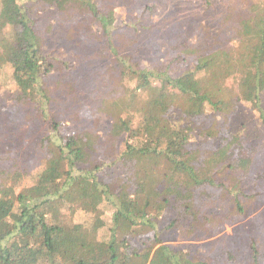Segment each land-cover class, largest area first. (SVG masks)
<instances>
[{"label":"trees","instance_id":"16d2710c","mask_svg":"<svg viewBox=\"0 0 264 264\" xmlns=\"http://www.w3.org/2000/svg\"><path fill=\"white\" fill-rule=\"evenodd\" d=\"M216 1L183 0L182 6L206 29L205 21ZM96 5L95 0L61 4L58 0H0V76L9 70L17 94L33 102L43 118L51 101L43 79L53 64L45 40L37 35L39 21L31 17L35 8L56 11L67 7L73 16L89 15L100 27V34L93 39L101 46V58L111 62L120 82L133 83L132 93L146 97L135 125L123 120L117 124L116 134L125 138L113 166L122 173L111 183L99 179L103 172L109 175L110 165L92 161L97 136L89 130L63 135L59 125L50 121L51 135L45 138L43 149L55 163L31 173L17 169L9 179L0 180V264H129L133 258L146 264L159 244L157 227L164 213L174 216L170 227L186 220L195 227L202 219L205 225V219L217 217H202L209 206L228 203L229 213L244 216L252 204L264 199V144H240L241 171L224 163L219 151L190 149L193 138L218 136L216 128H203L197 120L211 117L215 123L217 116L227 117L233 111L222 94L226 73L220 62L225 50L217 47L199 56L204 45L178 31L176 55L160 70L158 56L142 63L138 53L131 52L137 44L134 40L127 41L126 54L116 47L109 18ZM228 12L225 21L231 17ZM144 13L152 16L151 9ZM165 21L159 23L162 37L177 29L169 28L171 23ZM231 31L236 41L234 52L254 67L239 85L234 103L251 106L264 125L260 101L264 92V0H254ZM153 32L151 24L148 33ZM187 58H193L195 64L180 68ZM169 92L182 95V99L171 101L177 114L152 112L154 100H169ZM246 179H250L249 187L244 186ZM23 180L32 185L23 189ZM95 236L103 239L108 259L82 257ZM250 245L248 258L239 248L224 249L223 264H260ZM161 250L170 264H209L165 246Z\"/></svg>","mask_w":264,"mask_h":264},{"label":"rangeland","instance_id":"374dc122","mask_svg":"<svg viewBox=\"0 0 264 264\" xmlns=\"http://www.w3.org/2000/svg\"><path fill=\"white\" fill-rule=\"evenodd\" d=\"M65 1L58 0L60 4ZM95 1L100 12L109 18L116 47L126 54L129 46L127 41L134 40L137 44L131 52L138 53L142 63L150 62L153 55L158 56L160 70H164L176 55L179 37L175 34L178 31L192 42L204 45L199 56L214 51L217 47L225 50V56L220 62L222 71L226 73L222 82V94L226 104L233 106V111L227 117L217 116L215 123L211 117L197 120L196 123L203 128H216L218 136L214 139L193 138L190 149L219 151L224 163L241 171L243 161L240 157V144H264V125L258 119V113L251 106L234 103L239 85L246 76L254 72V67L244 63L234 52L236 41L231 28L238 18L247 13L248 6L254 0H225L223 4L219 3L220 0L216 1L215 10L205 21L206 29L202 27V22L190 17L191 11L186 12L183 8L185 5L182 6L183 0ZM147 9H151L152 16L145 15ZM68 10L67 7L56 11H38L35 8L31 13V17L39 21L37 35L45 40L46 53L53 64L50 74L43 79L51 97L45 109V118L33 102L20 98L9 70L5 71L4 76H0V180L9 179L17 169L31 173L46 163L49 166L55 163L54 158L46 155L43 149L45 138L51 135V122L59 125L63 135L89 130L97 136L92 161L111 167H107L109 175L105 176L104 172L99 175L101 181L111 183L114 177L122 173L113 166L122 151L125 138L123 134H116L117 124L123 120L127 125H135L140 120L137 111L146 97L132 93L133 83L120 82L112 71L111 62L101 58V46L93 39L100 34L99 24L89 15L73 16L71 10ZM226 12L231 15L227 21L223 17ZM163 21L171 23V29L177 26L176 31L162 37L159 23ZM151 24L154 26L153 35L148 33V26ZM157 37L160 38L158 41ZM186 60L180 68L195 64L193 58ZM151 63L154 64L152 61ZM168 99L170 101L155 99L151 111L177 114L171 101L182 99V95L169 92ZM260 101L264 114V92ZM146 126L149 129V122ZM31 185L32 182L26 180L20 184L23 189ZM244 186H250V179L244 181ZM228 213V203L209 206L202 217L213 214L217 217L205 219V225L202 219L195 227L190 220L170 227L169 223L174 216L170 212L164 213L157 227L159 244L153 247L146 264H170L162 257V246L172 252L185 253L188 259L223 264L226 257L224 249L239 248L245 251L243 257L248 258L250 243L256 250L257 261L262 264L264 199L252 204L244 216L231 212L228 216ZM217 220L223 222L218 223ZM102 240L99 236L91 238L93 243L81 254L82 257L96 261L108 259ZM129 264H142V261L133 258Z\"/></svg>","mask_w":264,"mask_h":264}]
</instances>
